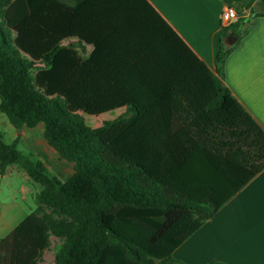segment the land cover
Here are the masks:
<instances>
[{
	"label": "trees",
	"instance_id": "16d2710c",
	"mask_svg": "<svg viewBox=\"0 0 264 264\" xmlns=\"http://www.w3.org/2000/svg\"><path fill=\"white\" fill-rule=\"evenodd\" d=\"M222 1L238 16L220 31L205 106L216 119L198 140L171 92L199 60L152 66L145 49L169 46L157 26L169 27L146 0H0V111L17 129L41 124L73 167L60 180L0 134V174L16 165L39 185L34 207L0 239V264H39L51 236L54 264H186L173 250L264 168V129L222 81L264 0ZM230 32L238 37L227 45ZM119 107L95 126L82 115Z\"/></svg>",
	"mask_w": 264,
	"mask_h": 264
},
{
	"label": "crops",
	"instance_id": "0c3cea01",
	"mask_svg": "<svg viewBox=\"0 0 264 264\" xmlns=\"http://www.w3.org/2000/svg\"><path fill=\"white\" fill-rule=\"evenodd\" d=\"M146 1L169 27L166 29L161 24L157 26L160 30L158 33L168 35L169 46L163 44L162 47L152 46L145 49L153 56V59L149 60L152 66L156 69H169L170 66L179 64L180 61L177 62L176 59L179 60L180 55L188 57L190 53L199 60L174 84L171 92V107L174 113L199 140L216 119L205 106L214 96L210 72L215 71V56L222 28L220 12L224 2ZM253 5L256 8L263 6L260 0H255ZM243 15L247 16L248 12ZM180 40L185 47L180 44ZM72 41L73 39H70V42ZM78 50L84 57H88L93 46L85 44L83 50L80 47ZM222 81L234 99L264 129V14L253 18L247 31L239 37L237 44L227 54L223 64ZM113 110L118 111V116L124 108L90 115L97 117ZM11 173L20 176L23 182L29 180L25 171L16 165H8L0 177ZM19 190L22 193L20 199H24L27 188L21 183ZM27 214L28 211L14 194L0 197V239L15 228ZM173 257L186 264H214L217 261L224 264H264V168L210 219L204 221L184 239L173 250Z\"/></svg>",
	"mask_w": 264,
	"mask_h": 264
},
{
	"label": "rangeland",
	"instance_id": "374dc122",
	"mask_svg": "<svg viewBox=\"0 0 264 264\" xmlns=\"http://www.w3.org/2000/svg\"><path fill=\"white\" fill-rule=\"evenodd\" d=\"M248 11L247 7L243 8V13ZM117 113V110H113L97 117L86 113H82V115L87 125L95 126L102 120L115 117ZM0 134L6 143L16 140V148L21 153L32 159L42 161L50 175H55L60 180H63L72 173V162L59 157L58 153L46 143L42 134L41 124L31 128L22 127L21 129H17L0 111ZM21 183L27 188L24 199H20L22 194L19 190ZM0 189L1 198L14 194L22 203V206L29 212L34 207L33 194L39 189V185L30 178L27 182H23L20 176L11 173V175L3 178L0 177ZM58 243L59 239L51 236L50 246L43 252L39 264H54V252Z\"/></svg>",
	"mask_w": 264,
	"mask_h": 264
},
{
	"label": "built area",
	"instance_id": "2783aa9c",
	"mask_svg": "<svg viewBox=\"0 0 264 264\" xmlns=\"http://www.w3.org/2000/svg\"><path fill=\"white\" fill-rule=\"evenodd\" d=\"M237 12L234 7L224 4L220 12V21L222 26L229 24L237 19Z\"/></svg>",
	"mask_w": 264,
	"mask_h": 264
},
{
	"label": "water",
	"instance_id": "95a60500",
	"mask_svg": "<svg viewBox=\"0 0 264 264\" xmlns=\"http://www.w3.org/2000/svg\"><path fill=\"white\" fill-rule=\"evenodd\" d=\"M238 37V34L235 32H230L226 35L224 41L226 44L231 45Z\"/></svg>",
	"mask_w": 264,
	"mask_h": 264
}]
</instances>
